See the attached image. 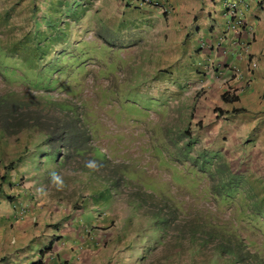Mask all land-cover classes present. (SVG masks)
Listing matches in <instances>:
<instances>
[{"label": "rangeland", "instance_id": "obj_1", "mask_svg": "<svg viewBox=\"0 0 264 264\" xmlns=\"http://www.w3.org/2000/svg\"><path fill=\"white\" fill-rule=\"evenodd\" d=\"M34 1L0 3V96L40 123L0 129V188L51 207L105 264H264V149L244 143L248 116H224L170 65L166 14L140 25L120 0Z\"/></svg>", "mask_w": 264, "mask_h": 264}, {"label": "crops", "instance_id": "obj_2", "mask_svg": "<svg viewBox=\"0 0 264 264\" xmlns=\"http://www.w3.org/2000/svg\"><path fill=\"white\" fill-rule=\"evenodd\" d=\"M24 1L0 0V3L18 5ZM166 1L171 12L156 16L159 20L163 17V39L180 52L170 65L175 64L193 78L195 89L206 86V103L221 107L224 116H248L241 127V136L247 138L244 143L246 147L264 149V0H242L239 5L240 14L250 26L249 36L241 37L246 43L243 47L232 44V32H229L225 15L228 0ZM120 2L136 12L135 19L138 18L140 25L150 24L152 15L147 17L148 14L154 9L158 12V8L143 4L142 0ZM134 21L130 24L138 26ZM209 59L217 66L235 64L241 69V75L228 71L223 78L211 77L200 67ZM225 93L228 100L223 99ZM7 190L5 186L0 188V264H33L41 259L45 264H105V260L94 258L95 251H87L91 254L88 256L87 249L74 247L68 240L71 231L67 230V223L64 228L55 227L58 217L47 211L51 207L42 201L29 202L25 216H17L15 212L27 196L12 197ZM61 241L64 245L58 246ZM51 245V251L41 254Z\"/></svg>", "mask_w": 264, "mask_h": 264}, {"label": "trees", "instance_id": "obj_3", "mask_svg": "<svg viewBox=\"0 0 264 264\" xmlns=\"http://www.w3.org/2000/svg\"><path fill=\"white\" fill-rule=\"evenodd\" d=\"M223 99L224 100L229 99L228 93H225L223 95ZM25 106L26 105L23 101H19L17 99H11L9 96H5V95L0 96V129H3L7 131V133L11 134V133L18 132L22 129H28V128H33V127L38 126V123H39L38 119L31 116V114L34 113L35 111L31 108H26ZM56 140L61 141V142L65 140H69L71 142L74 141L75 149H72V150L76 154H79V153L81 154V152H84L87 150L86 147H84L83 145L84 139L83 137H81V135H80V139L78 138L76 140L73 139L71 135H66L65 137L57 138ZM94 160L97 161L99 164H104L106 162V159L100 158L97 156L94 157ZM107 181L111 182L112 186L115 187L116 189L118 188L117 183H112V182H115L114 180L113 181L107 180ZM135 201H137L140 205H143L144 203L143 198H139V197L135 199ZM152 216L156 220H161L160 219L161 215L159 214L152 213ZM159 225H161V223H159ZM50 250H51V246L42 250L41 254H44ZM33 264H44V262L41 259Z\"/></svg>", "mask_w": 264, "mask_h": 264}, {"label": "built area", "instance_id": "obj_4", "mask_svg": "<svg viewBox=\"0 0 264 264\" xmlns=\"http://www.w3.org/2000/svg\"><path fill=\"white\" fill-rule=\"evenodd\" d=\"M242 0H228L225 7V15L228 19L229 32H232V44L243 47L246 45L244 38L249 36L250 26L239 12V5ZM143 4L159 8L163 14L171 12V6L166 0H142ZM241 37H244L241 39ZM226 38V37H225ZM227 40V38H226ZM207 71L213 78H223L226 72H231L236 76L241 75V69L235 64H227L224 66H217L212 59L204 62ZM19 214H24L20 211Z\"/></svg>", "mask_w": 264, "mask_h": 264}, {"label": "clouds", "instance_id": "obj_5", "mask_svg": "<svg viewBox=\"0 0 264 264\" xmlns=\"http://www.w3.org/2000/svg\"><path fill=\"white\" fill-rule=\"evenodd\" d=\"M85 166L92 172L98 171L99 167H100L99 163L97 161H95V160L87 161ZM50 177H51V184L56 188L57 191H63V190H65L68 187V185L66 184V182H65V180H64V178H63V176L61 174L53 171V172L50 173ZM41 191L43 192L44 190L42 189ZM26 207L27 206L22 203L21 207L15 212L17 214V216H19V217L25 216ZM20 211H24V214H19ZM58 239H60V238H58ZM57 245L58 246H63L64 245V241H61V242L57 243ZM52 248L53 247L51 245V250H52Z\"/></svg>", "mask_w": 264, "mask_h": 264}]
</instances>
